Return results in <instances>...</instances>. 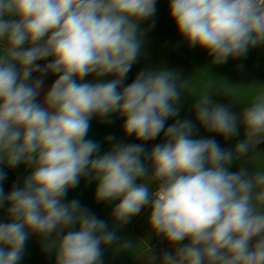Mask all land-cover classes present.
Wrapping results in <instances>:
<instances>
[{"label": "clouds", "instance_id": "obj_1", "mask_svg": "<svg viewBox=\"0 0 264 264\" xmlns=\"http://www.w3.org/2000/svg\"><path fill=\"white\" fill-rule=\"evenodd\" d=\"M155 12L156 0H0V264H19L33 234L55 264H104L105 248L131 247L117 228L145 208L151 232L175 246L158 258L147 244L146 264H264V169L230 170L264 143V91L237 114L214 101L209 83L195 97V123L167 125L186 79L156 64L125 85L145 44L140 24ZM169 15L214 65L264 45V0H170ZM47 74L58 78L38 102ZM114 114L126 136L163 132L164 142L150 152L115 143L100 154L86 138L91 120ZM197 124L215 135L197 138ZM241 127L243 139L222 148L215 136L230 140ZM21 164L30 175L5 193L3 168ZM84 177L96 182L98 203L118 201L116 227L64 201Z\"/></svg>", "mask_w": 264, "mask_h": 264}, {"label": "crops", "instance_id": "obj_2", "mask_svg": "<svg viewBox=\"0 0 264 264\" xmlns=\"http://www.w3.org/2000/svg\"><path fill=\"white\" fill-rule=\"evenodd\" d=\"M169 3L170 0H156L155 14L148 20L141 22L140 28L144 32V48L141 57L127 74L125 85L130 84L136 75L148 65L160 64L159 66H166L175 70L181 79H186L188 82L186 93H182L181 96L179 116L170 118L167 125H171L176 119H191L195 123L193 111L196 102L195 97L209 83L214 87V101L230 107L233 112L239 114L245 105L264 91V45L250 49L246 57L229 59L223 65H214L212 64V58L204 49L199 47L190 48L180 36L174 21L170 18ZM47 62L39 61L38 63L43 65ZM38 75H33V78ZM57 78L58 76L52 74H47L44 77L45 82L40 95L37 97L38 102L43 101L44 94ZM111 78L113 77L108 76L99 79L108 80ZM93 79L92 75L85 78L86 81ZM110 120V123L102 122L96 117L91 120L86 138L100 144V154L110 150L115 143L134 144L136 141L133 136L124 134L122 129L123 118L114 114L110 117ZM197 128V138L215 135L205 131L199 124H197ZM110 135L114 136L115 139L109 141L107 138ZM243 136L244 129L241 127L240 135L230 140H225L218 135L215 138L220 142L222 148L231 149L243 139ZM163 142L164 134L161 132L155 139L144 143V146L150 152L156 144ZM242 167L247 168L249 172L252 169H264V143L258 145L249 154V157L246 156L235 161L230 166V170L235 172ZM10 169L17 176L15 184L17 182L22 183L32 171L23 164ZM12 188L5 190V193L10 192ZM95 189L96 182H89V179L84 177L77 187L69 189L64 201L79 200L81 205L91 213L100 219L106 220L110 229L116 227L111 212L118 201L98 203L95 200ZM6 209L7 205L0 208V222L7 220ZM117 236L121 243L131 242V247L121 249L119 245H114L112 249L105 248L104 264H146L145 251L147 244L157 254L158 258L164 251L175 252V246L170 245L166 240L151 232L148 224L147 208L134 216L128 224L118 227ZM182 243H187V241ZM19 264H55V255L54 253L45 252L40 237L33 234L26 242L24 256Z\"/></svg>", "mask_w": 264, "mask_h": 264}, {"label": "trees", "instance_id": "obj_3", "mask_svg": "<svg viewBox=\"0 0 264 264\" xmlns=\"http://www.w3.org/2000/svg\"><path fill=\"white\" fill-rule=\"evenodd\" d=\"M38 73H34L33 75H37ZM147 141H139L136 140L135 143H146ZM134 143V144H135ZM3 171H5L7 173V178L3 181V186L5 190L10 189L11 187H13V185L15 184L16 180H17V176L16 174L8 167H4Z\"/></svg>", "mask_w": 264, "mask_h": 264}]
</instances>
